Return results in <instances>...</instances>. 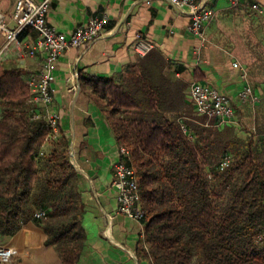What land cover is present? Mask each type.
<instances>
[{
	"label": "trees",
	"instance_id": "trees-1",
	"mask_svg": "<svg viewBox=\"0 0 264 264\" xmlns=\"http://www.w3.org/2000/svg\"><path fill=\"white\" fill-rule=\"evenodd\" d=\"M164 68L152 51L119 77L94 80L138 173L146 212L141 257L149 264H264V127L243 138L233 126L183 118ZM30 97L18 72L0 65V234L34 221L63 264H77L86 238L79 172L68 138L61 130L53 137L48 121L34 117L41 108ZM38 210L45 218H34Z\"/></svg>",
	"mask_w": 264,
	"mask_h": 264
},
{
	"label": "crops",
	"instance_id": "crops-1",
	"mask_svg": "<svg viewBox=\"0 0 264 264\" xmlns=\"http://www.w3.org/2000/svg\"><path fill=\"white\" fill-rule=\"evenodd\" d=\"M198 1L215 10L204 40L189 30L188 12H179L165 0H56L47 13L48 23L66 36L92 17H107L100 37L59 56L53 82L51 108L59 113V129L70 142L84 206L86 238L77 264H149L140 255L143 222L118 212L113 180L114 164L124 160L122 145L94 92V80L115 79L141 58L134 49L138 34L153 42L154 51L164 58V73L177 99L175 110L183 118L199 116L190 96L194 82L229 97L237 122L250 108L257 116L255 106L264 98V13L253 12L250 5L258 3L264 9V0H242L237 8L229 0ZM14 4L15 0H0V12L7 15L10 26H14ZM37 39V31L28 29L11 45L0 40V65L16 70L28 85L38 77L45 56L27 54ZM246 83L260 97L258 103L240 102ZM0 245L19 250L17 264H63L34 221L13 235L0 234Z\"/></svg>",
	"mask_w": 264,
	"mask_h": 264
},
{
	"label": "built area",
	"instance_id": "built-area-1",
	"mask_svg": "<svg viewBox=\"0 0 264 264\" xmlns=\"http://www.w3.org/2000/svg\"><path fill=\"white\" fill-rule=\"evenodd\" d=\"M56 0H15L12 19L14 26L8 23L7 15L0 12V40L5 38L8 45L16 42L28 29L38 33L36 43L27 51L29 56L44 52V60L36 79L29 82L31 97L29 103L41 108L35 113V118H44L48 121L53 137L59 133V113L51 108L54 101L53 82L59 56L74 47H81L95 41L105 32L107 17H92L87 25L77 27L70 36L59 32L47 21V13ZM151 3L152 0H146ZM179 12H188L190 15L189 30L195 36L204 40L205 28L215 17V10L198 0H165ZM232 7H239L242 0H229ZM253 12L263 14L264 9L258 3H251ZM139 57H145L155 49V44L141 34L136 37L135 47ZM234 67L241 68L239 63ZM244 78L247 74L244 72ZM191 100L197 113L207 117V124L214 122L215 126L225 127L237 124L236 111L229 97L208 85L194 82L190 87ZM242 104L258 103L260 97L254 93L251 85L246 83L239 93ZM264 144V136H263ZM124 160L114 164L113 186L118 191V212L131 219L143 222L146 212L141 202L140 183L137 170L131 162V154L127 147L121 146ZM231 161V155H225L220 161V167L225 168ZM44 210H38L34 218L43 219ZM144 237V231L142 233ZM19 250L13 246L0 245V264H17L15 258Z\"/></svg>",
	"mask_w": 264,
	"mask_h": 264
},
{
	"label": "rangeland",
	"instance_id": "rangeland-1",
	"mask_svg": "<svg viewBox=\"0 0 264 264\" xmlns=\"http://www.w3.org/2000/svg\"><path fill=\"white\" fill-rule=\"evenodd\" d=\"M257 116H254L253 108H250L246 112V117L242 121L237 122L232 128H234L238 134L243 137L247 138L249 134H251V130H253V126L256 128L254 131L258 129L259 126L264 127V98L261 100L260 105L255 106ZM200 118H204L209 120L205 116L199 115ZM256 117V118H255Z\"/></svg>",
	"mask_w": 264,
	"mask_h": 264
}]
</instances>
